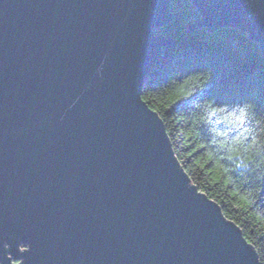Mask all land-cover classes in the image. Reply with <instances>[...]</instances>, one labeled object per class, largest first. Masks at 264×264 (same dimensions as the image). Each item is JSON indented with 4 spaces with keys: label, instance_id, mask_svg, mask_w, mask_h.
<instances>
[{
    "label": "water",
    "instance_id": "1",
    "mask_svg": "<svg viewBox=\"0 0 264 264\" xmlns=\"http://www.w3.org/2000/svg\"><path fill=\"white\" fill-rule=\"evenodd\" d=\"M171 0H0V264H261L143 85ZM261 44L264 0H191Z\"/></svg>",
    "mask_w": 264,
    "mask_h": 264
},
{
    "label": "trees",
    "instance_id": "2",
    "mask_svg": "<svg viewBox=\"0 0 264 264\" xmlns=\"http://www.w3.org/2000/svg\"><path fill=\"white\" fill-rule=\"evenodd\" d=\"M168 34L142 88L193 183L219 203L264 264V53L235 25L190 28L200 13L171 0Z\"/></svg>",
    "mask_w": 264,
    "mask_h": 264
}]
</instances>
